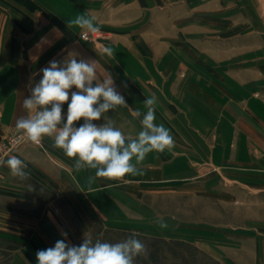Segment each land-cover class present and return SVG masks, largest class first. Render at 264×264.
Returning a JSON list of instances; mask_svg holds the SVG:
<instances>
[{
  "label": "crops",
  "instance_id": "crops-1",
  "mask_svg": "<svg viewBox=\"0 0 264 264\" xmlns=\"http://www.w3.org/2000/svg\"><path fill=\"white\" fill-rule=\"evenodd\" d=\"M84 13L103 38L67 27ZM73 57L95 61L94 83L113 77L127 106L106 115L126 137L155 94L175 146L149 153L142 175L89 185L95 170L76 171L53 138L21 144L4 161L23 160L28 178L0 166V264H37L62 233L73 245L95 226L190 243L216 264H264V0H0V138L30 114L41 69Z\"/></svg>",
  "mask_w": 264,
  "mask_h": 264
},
{
  "label": "clouds",
  "instance_id": "clouds-1",
  "mask_svg": "<svg viewBox=\"0 0 264 264\" xmlns=\"http://www.w3.org/2000/svg\"><path fill=\"white\" fill-rule=\"evenodd\" d=\"M66 23L69 29L100 31L94 18L86 13ZM104 51L115 58L111 47ZM94 62L74 57L63 64L50 61L41 69L42 77L30 89V95L23 99L22 107L30 114L22 115L14 122L17 131L33 143H39L45 136L53 138V147L74 160L76 171L95 170V175L88 178L89 185L97 178L119 182L128 175H142L139 165L149 153L171 151L175 146L171 130L155 123V94L143 101L145 112L139 109L132 112L133 118L139 119L140 123L136 138L125 136L115 121L106 115L127 106L125 97L117 90L110 74L102 82L94 83L97 80ZM65 103L66 115L63 113ZM80 121L82 123L78 124ZM2 163L14 177L28 178L27 165L20 158L11 156ZM155 223L161 229L168 227L163 218H157ZM62 236L64 239L57 240L53 247L36 252L37 264H134L135 258L146 251V245L135 235L117 243L100 240L93 243L84 239L78 246L66 242V232Z\"/></svg>",
  "mask_w": 264,
  "mask_h": 264
},
{
  "label": "rangeland",
  "instance_id": "rangeland-1",
  "mask_svg": "<svg viewBox=\"0 0 264 264\" xmlns=\"http://www.w3.org/2000/svg\"><path fill=\"white\" fill-rule=\"evenodd\" d=\"M82 31L80 38L95 42L105 35L97 36L93 38L91 32H88L90 36L83 38ZM16 130L10 131V133L4 134L0 138V141H7L9 134ZM43 144V141L41 139ZM76 235L73 239V245H80L84 239H90L93 243L100 240L101 242L117 243L122 242L129 236L135 235L145 245L146 251L135 258L134 264H216L208 255L200 251L197 247L190 243H186L180 240H171L165 238H155L144 235H139L131 231H123L118 229H102L101 227L95 226L91 230L78 229L74 232Z\"/></svg>",
  "mask_w": 264,
  "mask_h": 264
},
{
  "label": "built area",
  "instance_id": "built-area-1",
  "mask_svg": "<svg viewBox=\"0 0 264 264\" xmlns=\"http://www.w3.org/2000/svg\"><path fill=\"white\" fill-rule=\"evenodd\" d=\"M88 32L89 31H85L83 33V35H82L83 38H87V36H90V34ZM91 35L93 36V38H96L98 35L102 36L103 33L101 31H99L96 33H91ZM94 35H95V37H94ZM25 142H30V143L38 146V147L43 148V144L41 141L39 143H33V142L29 141L27 136L25 134H23L22 132L14 131L13 133L8 135L7 141H4V142L0 141V166H1L2 162L4 161V158L10 152H12L14 149H16L17 147H19L21 144H23Z\"/></svg>",
  "mask_w": 264,
  "mask_h": 264
},
{
  "label": "bare ground",
  "instance_id": "bare-ground-1",
  "mask_svg": "<svg viewBox=\"0 0 264 264\" xmlns=\"http://www.w3.org/2000/svg\"><path fill=\"white\" fill-rule=\"evenodd\" d=\"M94 37H95V35H94Z\"/></svg>",
  "mask_w": 264,
  "mask_h": 264
}]
</instances>
